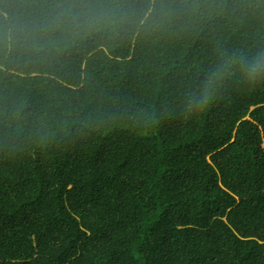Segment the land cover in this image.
Listing matches in <instances>:
<instances>
[{"label": "trees", "instance_id": "16d2710c", "mask_svg": "<svg viewBox=\"0 0 264 264\" xmlns=\"http://www.w3.org/2000/svg\"><path fill=\"white\" fill-rule=\"evenodd\" d=\"M51 2L0 0V25ZM187 4L107 52L0 72V264H264V72L243 67L264 0Z\"/></svg>", "mask_w": 264, "mask_h": 264}, {"label": "clouds", "instance_id": "9594fccd", "mask_svg": "<svg viewBox=\"0 0 264 264\" xmlns=\"http://www.w3.org/2000/svg\"><path fill=\"white\" fill-rule=\"evenodd\" d=\"M193 11L187 0L183 8L173 0H52L43 11L27 15L22 22L8 20L5 13L6 22L0 25V72H7L11 64L20 68L50 65L80 49L107 52L166 30L181 12ZM243 67L249 73L264 72V52ZM221 78L212 71L194 86L201 107L213 99Z\"/></svg>", "mask_w": 264, "mask_h": 264}]
</instances>
